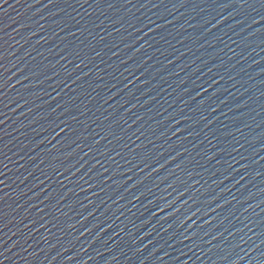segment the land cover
<instances>
[{"label": "water", "instance_id": "1", "mask_svg": "<svg viewBox=\"0 0 264 264\" xmlns=\"http://www.w3.org/2000/svg\"><path fill=\"white\" fill-rule=\"evenodd\" d=\"M0 264H264V0H0Z\"/></svg>", "mask_w": 264, "mask_h": 264}]
</instances>
